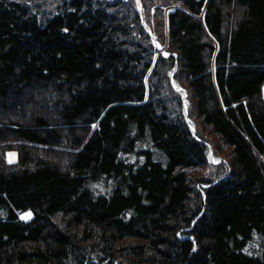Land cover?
<instances>
[{
  "label": "trees",
  "instance_id": "1",
  "mask_svg": "<svg viewBox=\"0 0 264 264\" xmlns=\"http://www.w3.org/2000/svg\"><path fill=\"white\" fill-rule=\"evenodd\" d=\"M0 264H264V0H0Z\"/></svg>",
  "mask_w": 264,
  "mask_h": 264
},
{
  "label": "rangeland",
  "instance_id": "2",
  "mask_svg": "<svg viewBox=\"0 0 264 264\" xmlns=\"http://www.w3.org/2000/svg\"><path fill=\"white\" fill-rule=\"evenodd\" d=\"M143 19V18H142ZM161 28H162V33H163V35H164V33H165V31H164V28H163V26H161ZM149 32H151V31H149ZM155 39V38H154ZM157 39V38H156ZM155 42L157 43V45L159 46V49H160V51L165 55L166 54V50H165V46H166V43L165 44H161V42L160 41H158V40H155ZM174 87H175V89L177 90V91H179L181 94H182V96H183V100H185V98H186V95H187V90L184 88V87H179V86H175L174 85ZM184 111H186V109L184 108ZM191 130H193V127L191 126ZM206 135H208L210 138V140L212 141V143H214V139H213V137L211 136V134L210 133H208V131L207 130H204L203 131ZM209 144V146H211L210 145V143H208ZM218 151L221 153V155H224V157H223V159H225V156L227 157V153H226V151L224 150V145H222V144H220L219 146H218ZM210 156H211V160L213 161V163L214 164H218L221 160H222V158L221 159H216V158H214L213 157V155H212V152L210 151ZM9 158L10 159H14L15 158V154L12 152V153H10L9 154ZM25 216H28V213H22V214H20V217L21 218H24ZM29 217V216H28Z\"/></svg>",
  "mask_w": 264,
  "mask_h": 264
},
{
  "label": "snow or ice",
  "instance_id": "3",
  "mask_svg": "<svg viewBox=\"0 0 264 264\" xmlns=\"http://www.w3.org/2000/svg\"><path fill=\"white\" fill-rule=\"evenodd\" d=\"M65 30L67 31V29H65ZM30 215H31V214L29 213L28 216H30ZM28 216H25L24 218H28ZM245 251H247V250H245Z\"/></svg>",
  "mask_w": 264,
  "mask_h": 264
}]
</instances>
